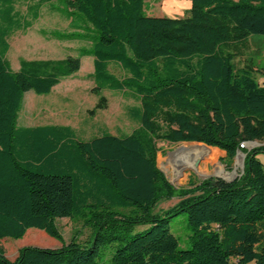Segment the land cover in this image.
Segmentation results:
<instances>
[{
    "label": "trees",
    "instance_id": "obj_1",
    "mask_svg": "<svg viewBox=\"0 0 264 264\" xmlns=\"http://www.w3.org/2000/svg\"><path fill=\"white\" fill-rule=\"evenodd\" d=\"M20 1L29 0H0V239L37 227L63 241L56 219L65 216L94 229L88 243L25 244L12 259L0 246V264H97L107 243L113 264H264V83L219 49L264 34V0H190L180 17L149 15L145 0H57L75 30L56 37L90 43L80 49L93 56V89H127L140 101L131 107L139 128L89 139L69 124H17L26 90L48 93L81 64L68 54L11 67L7 34L31 26L52 0H32L25 13ZM111 61L126 74L112 72ZM158 140L212 145L227 165L240 149L243 170L176 187L157 165ZM249 140L262 143L240 146ZM180 212L188 247L170 228Z\"/></svg>",
    "mask_w": 264,
    "mask_h": 264
},
{
    "label": "rangeland",
    "instance_id": "obj_2",
    "mask_svg": "<svg viewBox=\"0 0 264 264\" xmlns=\"http://www.w3.org/2000/svg\"><path fill=\"white\" fill-rule=\"evenodd\" d=\"M30 2L33 1H20L15 4V8L25 13L26 5ZM190 5V0H145L146 12L152 16H184ZM67 10L57 0L44 3L40 8L39 17L31 26L26 29H16L7 34L9 48L5 56L13 69L19 67L22 59H59L68 54L81 55L80 47L90 44L86 39L56 37L61 32L75 30L69 23L71 19ZM75 14L71 15L75 16ZM219 49L232 52L233 61L237 67L249 66L258 81L264 83V74L261 69V64L264 62L263 33H253L241 40L223 41ZM80 59L79 69L62 77L50 92L36 93L32 89L24 92L17 124H69L80 139H89L103 131L124 134L139 128L140 122L131 109L133 105H139V99L127 89L125 91L111 88L94 90L93 56L82 54ZM109 69L118 76L126 74L115 61L109 63ZM255 141L262 143L261 140ZM251 144L248 141L246 146L249 147ZM157 146L159 147L156 155L157 165L176 187L192 186L208 176L231 179L243 170V155H235L227 165L223 161L224 150L203 142L158 140ZM257 156L261 160L264 159L262 153H258ZM178 199V196H173L162 200L156 209H165ZM56 223L64 242L75 237L81 243H88L92 238L94 228L84 224L81 218L58 217ZM143 226L138 225L136 228ZM170 228L177 236L179 246L188 247L190 227L187 224L185 212L171 217ZM63 241L40 228L29 227L22 237L1 238L0 246L11 258L17 253L18 248L25 244L57 247ZM114 246V243H107L99 247L97 264H113L111 254Z\"/></svg>",
    "mask_w": 264,
    "mask_h": 264
},
{
    "label": "water",
    "instance_id": "obj_3",
    "mask_svg": "<svg viewBox=\"0 0 264 264\" xmlns=\"http://www.w3.org/2000/svg\"><path fill=\"white\" fill-rule=\"evenodd\" d=\"M249 142H251L252 144L251 145H249V148L250 147H252V146H254V145H258V144H260V142H257V141H255V140H249ZM239 152H241L242 153V155L243 156H245V152L244 151H242V150H240V149H238L237 150V152H236V154L235 155H238L239 154ZM239 174V173H238ZM238 174H235L234 176H233V178L234 177H236ZM232 179V178H231Z\"/></svg>",
    "mask_w": 264,
    "mask_h": 264
},
{
    "label": "built area",
    "instance_id": "obj_4",
    "mask_svg": "<svg viewBox=\"0 0 264 264\" xmlns=\"http://www.w3.org/2000/svg\"><path fill=\"white\" fill-rule=\"evenodd\" d=\"M248 143V141H242V142H240V146H242V145H246Z\"/></svg>",
    "mask_w": 264,
    "mask_h": 264
},
{
    "label": "bare ground",
    "instance_id": "obj_5",
    "mask_svg": "<svg viewBox=\"0 0 264 264\" xmlns=\"http://www.w3.org/2000/svg\"><path fill=\"white\" fill-rule=\"evenodd\" d=\"M188 151H189V150H188ZM240 155H242V153H241V152H239L238 156H240ZM238 156H237V157H238ZM239 158H240V157H239ZM240 160H242V158H240Z\"/></svg>",
    "mask_w": 264,
    "mask_h": 264
},
{
    "label": "crops",
    "instance_id": "obj_6",
    "mask_svg": "<svg viewBox=\"0 0 264 264\" xmlns=\"http://www.w3.org/2000/svg\"><path fill=\"white\" fill-rule=\"evenodd\" d=\"M149 15H152V14H149ZM16 254H17V253H16ZM16 254L14 255V257L16 256ZM14 257H11V259L14 258Z\"/></svg>",
    "mask_w": 264,
    "mask_h": 264
}]
</instances>
